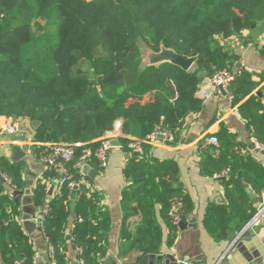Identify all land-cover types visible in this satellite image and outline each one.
I'll list each match as a JSON object with an SVG mask.
<instances>
[{"label": "trees", "instance_id": "16d2710c", "mask_svg": "<svg viewBox=\"0 0 264 264\" xmlns=\"http://www.w3.org/2000/svg\"><path fill=\"white\" fill-rule=\"evenodd\" d=\"M262 22L264 0H0V121L27 118L40 122L34 142L67 143L76 146L78 154L86 147L96 148L98 140L122 121L125 137L120 144L131 154L124 169L130 185L123 192V209L125 214L140 212L143 221L134 233L124 226L119 250L123 256L134 251L161 254L163 231L156 207L169 229L171 248L179 231L169 216L172 202H183V216L192 205L178 184L176 163L139 156L129 148L132 139L128 136L143 140L158 127L176 134L185 118L203 109L204 101L196 94L204 77L237 68L230 85L233 104L248 98L239 113L251 137L264 145V104L253 94L257 86L254 73L239 69L240 57L224 45ZM141 43L153 52L165 47L197 57L195 67L186 71L163 63L142 69ZM149 95L151 100L145 102ZM216 137L219 147L210 146L203 171L214 177L229 170V177L221 178L228 205L211 206L204 225L219 239L222 234L213 211L228 212L230 221L224 229L232 221L237 231L243 230L257 212L243 184H250L261 195L264 167L239 153L243 147H254L253 143H237L225 129ZM45 149L34 150L39 156ZM0 173L11 179L17 191L25 187L20 163L0 157ZM72 173L76 179L81 176L78 170ZM57 175L49 170L43 179ZM5 186L0 182L4 262L36 264L33 242L16 220L19 208ZM47 193L41 179L35 189L37 202H44ZM70 196V189L63 186L50 202L43 223L53 259L56 264H67L66 227L75 214L80 221H74L71 236L74 248L81 250L79 260L101 264L108 252L110 216L96 196L81 192L73 206L68 204ZM129 217L126 214L124 222Z\"/></svg>", "mask_w": 264, "mask_h": 264}, {"label": "crops", "instance_id": "0c3cea01", "mask_svg": "<svg viewBox=\"0 0 264 264\" xmlns=\"http://www.w3.org/2000/svg\"><path fill=\"white\" fill-rule=\"evenodd\" d=\"M224 45L232 50L231 54L235 53L240 57L239 69L244 68L254 73L253 81L257 83V86L253 94L258 95L264 104V52H262L264 50V22L245 29L240 35L227 39ZM151 53L149 49L142 50L143 62L145 57ZM194 67L195 65L190 70ZM208 80L209 78L204 77L198 92L208 87ZM151 97L150 95L147 96L145 102L150 101ZM247 99L238 105H234L224 95H211L209 99H203V109L200 113L190 114L185 118L176 134L171 131L174 135L173 142L147 143L137 151L139 156H145L148 160L175 162L179 169L178 184L192 205V209L183 216L182 221L185 226H178L177 239L171 248L168 247L169 229L160 215V207H156L158 222L163 231V249L161 254L154 255H172L179 264L184 261L198 260L204 264H264V219L247 230L245 227L243 230L237 231L236 224L232 221L230 222L231 225L224 229L225 223L230 221L228 212L215 210L213 213L220 226L218 233L222 234L218 236L219 239L210 235L204 225L205 215L211 206L226 207L228 205L222 179L216 177L218 175L208 176L203 171V163L208 157L209 149L212 148L205 146L204 143L208 138L219 135L222 129H225L233 135L237 143L254 144L256 140L251 137L247 123L239 113V107ZM11 121L18 122L21 131L14 135L0 133V157L11 160L12 147L15 145L21 147L27 145L29 151L25 158L26 165L20 164L24 168L25 187L17 191L5 183L6 194L17 202L19 214L16 220L22 225L23 230L33 242L35 263L53 264L50 245L36 218L42 208L49 206L50 202L60 195L62 187L59 184V173L57 172V177L53 179H43L44 173L49 171L42 158L46 149L39 156L36 155L34 149L35 147H47L48 144L34 142L36 128L33 122L27 118H2L0 124L5 125ZM115 129L121 133L120 138L125 137L122 133V121L115 124ZM110 134L111 132H108L106 135ZM3 136L13 138L8 140ZM120 138L115 140L119 146H115L111 152L107 169H101L99 163L92 159L84 167L89 169L88 172H85V169L78 170L81 176L77 177V180L83 182L82 189L75 190L76 192H73L68 200V204L73 206L74 199L79 197L81 192H85L89 197L96 196L99 206L108 212L111 230L107 238V256L101 264L108 260H113L115 264H136L146 255L134 251L123 256L119 250L124 226L126 225L134 233L136 227L141 225L143 221L141 213L133 211L126 213L130 217L124 222L126 214L123 209V192L130 185L125 178L124 169L127 161L131 158V154L125 151L120 144ZM128 138L134 139L130 136ZM239 151L245 159L252 158L255 163L264 167L263 151L256 149L255 146L251 149L243 147ZM210 152L213 153V150ZM41 179L43 183L47 184L48 193L44 202L38 203L35 189ZM171 185L172 183L169 182V186ZM243 187L247 188L253 205L258 207L260 195L250 184L244 183ZM250 193L255 194L257 198L252 199ZM74 221H78V218L72 214L66 227L67 264H81L78 257L81 250L75 249L72 243L71 235ZM0 264H6L1 250Z\"/></svg>", "mask_w": 264, "mask_h": 264}, {"label": "built area", "instance_id": "2783aa9c", "mask_svg": "<svg viewBox=\"0 0 264 264\" xmlns=\"http://www.w3.org/2000/svg\"><path fill=\"white\" fill-rule=\"evenodd\" d=\"M236 69H224L216 72L208 80V87L205 90L198 92L196 95H199L202 99H209L211 95L217 94L222 95L221 88L226 93V97L230 102L233 103L235 97L230 92V85L237 77ZM21 131V126L16 121H11L5 125L0 124V133H7L14 135ZM110 135H104L99 139V145L96 148L86 147L80 154L77 153L76 146L70 145L67 143H54L48 144L47 149L43 153V162L46 164L47 168L51 171H57L60 176L59 184L61 187L67 186L70 189L71 194L73 191L80 189L83 182L77 180L72 173V170H82L86 169L87 163L95 159L101 169H107L110 162L111 152L115 149L113 142L116 139H119L122 135L115 129L110 131ZM174 135L173 133L164 128H158L155 132L148 135L145 139H132L129 144V148L132 151L137 152L144 144H155L161 142H173ZM205 146L219 147V140L216 136H212L205 141ZM256 149L264 152V145L260 144L257 141H254ZM229 176V170L223 171L220 175L216 176L218 178ZM5 183L11 185V179L4 177ZM183 202L180 200H174L172 202L171 210L169 216L172 219L174 225L179 226L183 219ZM49 211V206L44 207L42 212L39 213L37 220L40 219L39 225L43 229V223L45 217ZM262 219H264V191L260 195V201L257 207V212L253 219L246 226L245 230L250 229L257 225ZM80 221V219H78ZM50 252L54 257V250L50 246ZM53 264H56L53 259ZM83 264V262H81Z\"/></svg>", "mask_w": 264, "mask_h": 264}, {"label": "water", "instance_id": "95a60500", "mask_svg": "<svg viewBox=\"0 0 264 264\" xmlns=\"http://www.w3.org/2000/svg\"><path fill=\"white\" fill-rule=\"evenodd\" d=\"M154 56H159L161 54H163L164 52H168V55L165 56L166 58L163 60H157L155 61V59L147 61L145 59L144 63H142L141 68L142 69H146L149 66H158L161 65L163 63H171L173 65H176L180 68H182L183 70L189 71L196 63L197 61V57H188V56H183V55H179L177 54L174 50L171 49H167L165 47H163L161 49L160 52H153L151 51ZM221 92L222 95L226 96L225 91L223 90V88H221ZM40 124V122H34L33 125L35 128L38 127V125ZM114 146H119L118 142H113ZM29 151V146L25 145L23 147L19 146V145H15L12 147V162L14 163H20L22 166L26 165V161L25 158L27 156V152ZM88 168L85 169V172H88ZM60 180V176L58 178ZM0 182L5 184V180L3 178V176L0 174ZM28 188L30 186H27ZM21 194V193H19ZM251 194V193H250ZM251 198H257V196L255 194H251ZM43 208L41 209L40 213L42 212ZM38 217V216H37ZM37 223H40V219L37 220ZM185 226V223L182 221L179 224V227ZM31 232V231H30ZM179 264L177 259H175V257H173L172 255H154V254H146L144 255V257L139 260L136 264ZM103 264H115V262L113 260H108L105 261ZM180 264H204L202 261H184Z\"/></svg>", "mask_w": 264, "mask_h": 264}, {"label": "bare ground", "instance_id": "6f19581e", "mask_svg": "<svg viewBox=\"0 0 264 264\" xmlns=\"http://www.w3.org/2000/svg\"><path fill=\"white\" fill-rule=\"evenodd\" d=\"M168 55V52H164L163 54H161V55H157V56H154L153 54H148L146 57H145V59L147 60V61H150V60H153V59H155V61H157V60H163V59H165L166 57L165 56H167Z\"/></svg>", "mask_w": 264, "mask_h": 264}, {"label": "rangeland", "instance_id": "374dc122", "mask_svg": "<svg viewBox=\"0 0 264 264\" xmlns=\"http://www.w3.org/2000/svg\"><path fill=\"white\" fill-rule=\"evenodd\" d=\"M141 49H142V50H145V49H147V48H146V46H145L143 43H141ZM142 63H144V62H143V60H142ZM3 138H5V139H8V140H9V139H12L13 137L3 136ZM10 141H11V140H10Z\"/></svg>", "mask_w": 264, "mask_h": 264}]
</instances>
